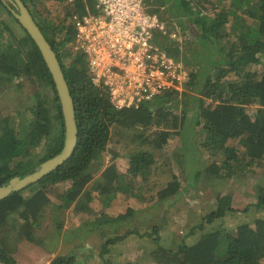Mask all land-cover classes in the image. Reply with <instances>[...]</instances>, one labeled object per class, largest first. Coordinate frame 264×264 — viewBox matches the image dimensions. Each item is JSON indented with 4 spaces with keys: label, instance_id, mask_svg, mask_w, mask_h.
Masks as SVG:
<instances>
[{
    "label": "trees",
    "instance_id": "trees-1",
    "mask_svg": "<svg viewBox=\"0 0 264 264\" xmlns=\"http://www.w3.org/2000/svg\"><path fill=\"white\" fill-rule=\"evenodd\" d=\"M23 1L58 55L74 99L79 137L75 151L64 164L26 188L32 189L31 194L26 196V189L15 191L0 201V233L11 222H20L27 239L31 240L35 229L45 221L47 208L53 203L49 192L53 186L68 180H72V186L59 193L62 204L56 206L66 209L75 203L78 213L91 210L93 194L86 187L94 178L92 164L101 158L102 151L107 149L112 136L119 131L155 127L152 135L145 137L155 149L168 143L171 135H179L183 153L195 167L193 182L187 184V189L196 186L203 173H213V168L218 172L222 168L234 169L235 164L229 162L239 163L241 157L236 148L228 144L230 139L240 138L246 149L244 158L247 161L241 170L245 166L260 164L264 159V75L248 71L249 67L264 60V0H230L228 6L214 16L203 14L200 9L194 10L192 0H149L150 5L157 6V9L172 2L178 21L185 18L192 26L195 25L192 35L202 47L199 57H205L208 66L199 73H190L185 82L194 92L192 99L195 105L190 118L185 109L182 114L172 109L170 103L178 95L177 89L167 90L138 108L117 109L109 93L93 83L85 54L68 47L75 42L77 33L72 15L82 12L87 4L92 6L91 0H74L72 4L69 0H59L71 5L69 23L49 18L47 9L38 7V0ZM0 9L16 20L3 0H0ZM182 27L191 31L190 26ZM5 29L9 32L6 36L0 33V89L5 81H12V86L24 91L28 81L31 90H26L29 100L24 101L25 105H19L18 119L8 107L0 104V124H4L0 127V186L13 177H24L37 170L42 162L61 152L65 140L61 101L40 49L23 26L24 34L19 37L8 25ZM228 35L233 40L230 47H224L221 39ZM156 40L161 43L157 36ZM214 42L227 51L226 59L213 57L215 49L210 44ZM170 53L181 60L175 51ZM67 58H71L70 65L65 63ZM211 69H215L214 73ZM232 71L239 72L242 78L225 80ZM46 86L53 90L51 101L44 99L42 91ZM251 104L258 106L253 115L247 111ZM54 122L59 125L55 134L52 133ZM44 140V153L36 159ZM202 148L223 150L225 161L222 164H204L199 161ZM155 162L154 152L144 150L131 157L126 172L119 170L114 163L108 165L94 182L106 206H110L118 193L136 196L138 178L148 180ZM182 187L180 179L173 175L159 196L161 200L178 196ZM231 198V195L221 196L218 207L206 214L203 222L213 223L233 211ZM259 203H264V198L259 199ZM125 216L120 215L115 220ZM203 222L199 225L202 231ZM58 226L61 227L60 224ZM11 227L16 228L17 225L12 224ZM118 238L108 239L102 254L109 252V246ZM153 255L162 264H264V217L256 218L253 223L245 221L238 224L235 232L212 228L202 233L193 244L182 243L177 249L159 245ZM0 262L20 264L2 244ZM49 264H77V261L74 255H61ZM107 264L112 263L108 260Z\"/></svg>",
    "mask_w": 264,
    "mask_h": 264
},
{
    "label": "rangeland",
    "instance_id": "rangeland-1",
    "mask_svg": "<svg viewBox=\"0 0 264 264\" xmlns=\"http://www.w3.org/2000/svg\"><path fill=\"white\" fill-rule=\"evenodd\" d=\"M6 1L12 4L11 0ZM192 1L194 10L200 9L203 14L214 16L215 13L227 7L230 0ZM37 2L39 8L47 9L46 14L55 22H70L69 6L71 5L66 3L67 1L38 0ZM145 4L148 11L158 14L165 24L166 32L157 33V39L161 42L157 43L169 52L175 51L186 65L189 75L205 70L208 66L206 59L199 57L202 47L192 35L195 25L192 26L185 18L179 22L172 10V2L162 4L159 9L156 6L157 10L154 5H150L149 0H145ZM1 10L0 33L6 36L9 32L5 29V25H8L15 31L17 37L24 34L17 19L15 20L7 11ZM183 25L190 26L191 31L183 28ZM231 40L233 38L229 35L221 39L224 47H230ZM218 44L216 42L210 44L215 49L213 57L218 60L226 59L227 51L221 49ZM68 47L76 50L75 42L70 43ZM205 52H207L206 49ZM70 62L71 58L65 60L66 65H70ZM214 70L211 69L212 73ZM248 71L256 72L259 76L264 75V60L262 63L249 67ZM241 78L239 72L232 71L225 80L236 81ZM29 83L27 81L25 85L27 91L31 90ZM189 87L184 83L178 95L170 103L172 109L178 114L184 113L185 109L188 118L192 116L193 104L195 105L192 99L194 92ZM17 89L16 86H12V81H5L0 89V104L8 107L13 116L18 119L19 105L24 106V101L29 99L26 90ZM42 92L44 99L53 100V90L50 86H46ZM257 107L253 104L248 105L247 111L253 115ZM3 125L1 123L0 127ZM58 129V123L54 122L52 133L55 134ZM154 129L155 127L147 129L136 127L119 131L112 136L107 149L102 151L101 158L95 160L91 167L94 178L86 187L87 190H92L93 194L91 210L78 213L75 203L66 209L56 206L62 204L59 193L69 189L73 182L68 180L57 184L49 192L53 203L47 208L42 226L35 229V236L31 240L27 239L21 223L11 222V225H17V227L12 228L8 225L2 229L0 245H4L11 251L20 264H49L61 255H74L77 264H107L108 260L112 264H162L153 255L159 245L177 249L182 243L193 244L202 233L212 228L235 232L238 224L245 221L253 223L256 218L264 217V203H259V199L264 198V159L260 164L245 166L244 170H241L247 159L244 158L246 149L240 138L230 139L228 142L236 148L241 157L239 163L229 162L232 165L235 164L234 169L222 168L218 172L213 168V173L209 171L203 173L198 184L187 189V184L193 182L192 173L195 167L194 162L192 160L190 162L189 157L183 153L180 136L171 135L168 143L162 148L155 149L145 140V137L152 135ZM45 145L44 140L42 146L38 148L36 159L43 155ZM144 150L153 151L156 158L149 179L138 178L136 196L127 197L118 193L112 198L110 206H106L105 199L102 200L99 196L94 182L112 163L119 170L126 172L130 166L131 157ZM115 154L118 156L115 157ZM225 159L223 150L212 148H202V154L199 157V161H203L206 165L222 164ZM173 175L180 179L182 190L178 196L161 200L159 192ZM31 193L30 188L24 191L26 196ZM223 195L232 196L231 205L234 210L213 223L203 222V217L218 207L219 198ZM123 214L126 216L115 220ZM202 222L203 231L199 229ZM115 237L119 238L109 246V252L102 254L105 242ZM0 264L3 263L0 262Z\"/></svg>",
    "mask_w": 264,
    "mask_h": 264
},
{
    "label": "built area",
    "instance_id": "built-area-1",
    "mask_svg": "<svg viewBox=\"0 0 264 264\" xmlns=\"http://www.w3.org/2000/svg\"><path fill=\"white\" fill-rule=\"evenodd\" d=\"M91 1L72 15L75 48L85 54L93 83L109 93L117 109L138 108L167 90L182 89L189 71L157 43L165 24L145 0Z\"/></svg>",
    "mask_w": 264,
    "mask_h": 264
},
{
    "label": "water",
    "instance_id": "water-1",
    "mask_svg": "<svg viewBox=\"0 0 264 264\" xmlns=\"http://www.w3.org/2000/svg\"><path fill=\"white\" fill-rule=\"evenodd\" d=\"M3 1L36 43L52 74L64 116L65 140L61 152L42 162L37 170L24 177H13L7 184L0 186V201L15 191L24 190L37 183L64 164L75 151L79 137L74 99L56 51L23 0H11L12 4Z\"/></svg>",
    "mask_w": 264,
    "mask_h": 264
}]
</instances>
